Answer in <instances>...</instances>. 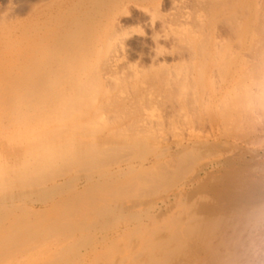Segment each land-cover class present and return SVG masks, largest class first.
<instances>
[{
  "label": "rangeland",
  "instance_id": "rangeland-1",
  "mask_svg": "<svg viewBox=\"0 0 264 264\" xmlns=\"http://www.w3.org/2000/svg\"><path fill=\"white\" fill-rule=\"evenodd\" d=\"M263 24L264 0H0V163H17L7 157L14 151L22 153L18 173H25L35 164L33 155L44 151L43 144L51 140L46 146L54 143L58 147L74 140L78 146L64 148L62 158L81 147L95 151L104 148V168L112 169L110 176L87 182L93 169L84 170L75 164L69 166V176L55 185L31 188L17 183L9 190L0 187V264H31L24 260L30 255L37 258L36 264H107L108 259L122 256L140 242L144 231L161 230L173 219L197 210L222 188L234 185L231 189H241L254 201L264 200V96L259 94L264 82L258 74L252 75L253 71L247 72L251 65L254 71L255 66L260 68V58L255 55L258 60L253 59L248 44L242 50L239 41L243 31L249 39L254 36L257 51H261ZM114 52L117 57L111 55ZM106 55L117 58L112 59L115 63ZM104 57L113 64L109 63L110 68ZM261 71L259 76H264V69ZM240 78L246 82L239 80L240 84ZM80 86L92 92L87 105H91L92 95L97 97L92 99L94 109L90 107L96 111L87 108L90 115L86 109L81 111L90 116L86 122L94 121L91 124L97 133L91 124L83 132L70 128L68 120L60 124L57 118ZM235 88L243 90L239 93ZM246 101L253 107L250 104L249 108ZM137 102L145 104L150 115L135 107ZM241 102L248 110L242 109ZM97 105L99 110L105 108L103 112ZM117 105L120 110H115ZM235 108L242 116L237 117L239 110ZM54 110L58 111L53 115ZM252 115L253 121L249 120ZM157 116H162V124ZM139 120L146 122L141 125ZM104 121L106 129L101 127ZM39 123L49 125L51 132L57 126L70 131L62 130L65 134L59 137V133L48 132L53 134L51 138L36 142L38 136H49L38 133L45 126ZM145 129L148 135L142 132ZM135 136L141 143L130 145ZM38 142L43 143L40 146ZM49 159L53 167L41 173L44 180L67 169L61 158ZM237 177L240 183L233 184ZM39 251L42 257L35 255ZM44 252L49 255H42Z\"/></svg>",
  "mask_w": 264,
  "mask_h": 264
},
{
  "label": "bare ground",
  "instance_id": "bare-ground-1",
  "mask_svg": "<svg viewBox=\"0 0 264 264\" xmlns=\"http://www.w3.org/2000/svg\"><path fill=\"white\" fill-rule=\"evenodd\" d=\"M246 25V24H245ZM243 29V28H242ZM241 29V30H242ZM260 30H261V33H263L264 34V24L262 25V27L260 28ZM251 32V31H250ZM240 33V32H239ZM238 33V34H239ZM260 33V34H261ZM254 37V36H253ZM253 37H251L250 39L249 38H247V37H245L244 35H243V31H241V33H240V39H239V41H240V45H241V49L242 50H244L243 48H245L244 46L246 45V44H248V46H249V49H250V51H252L253 53H251V54H253V56L255 57V58H253V59H257L258 60V58H260V60H259V62L261 63V64H259L260 66H258V67H260L259 69H260V71L261 70H263L264 69V46H263V49L262 48H260L259 47V49H261V51L259 52V51H257L258 49H257V42L253 39ZM264 37V36H263ZM246 48H248V47H246ZM247 52H248V50H247ZM110 53V52H109ZM115 54V52L112 54L111 53V55H113V56H115L114 55ZM258 57V58H256V56ZM113 56H107L106 55V57L109 59L110 58V60H111V62H112V59L114 58V60L115 59H117V58H115V57H117V56H115V57H113ZM106 57H104V59L106 58ZM107 58L104 60L105 61V64H106V62L108 61L107 60ZM119 58V57H118ZM107 60V61H106ZM250 60V59H249ZM257 60H256V62H257ZM103 61V60H102ZM116 61V60H115ZM244 61V63L245 62H247V60L245 61V60H243ZM243 61H242V65H243ZM254 62H255V60H253ZM103 63V62H102ZM110 63V61H108L107 62V65ZM112 63H115V62H112ZM112 63H110V64H112ZM117 63H119V60L117 61ZM253 63V62H252ZM105 64H103V65H105ZM110 64H109V68H110ZM249 64V63H248ZM257 64V63H256ZM107 65H105V66H107ZM113 65V64H112ZM111 65V66H112ZM117 65V64H116ZM240 65V64H239ZM258 65V64H257ZM244 66H245V64H244ZM244 66L242 67V68H244ZM252 66V67H251ZM250 67L252 68H250V70H247V72H249V73H251L252 71V75L253 74H256V76H257V74H258V77H259V79H261L262 80V83L264 82V79L262 78V77H264V76H259V69H257V67L255 66L254 68H256L255 69V71L253 70V65H251ZM249 67V66H248ZM238 69V68H237ZM249 69V68H248ZM246 70V69H245ZM244 71V70H243ZM255 72V73H254ZM262 72V71H261ZM260 72V73H261ZM135 73V72H134ZM136 73H137V75H139L138 74V72L136 71ZM135 73V74H136ZM238 73V72H237ZM244 73V72H243ZM134 74V75H135ZM248 74V73H247ZM247 74L246 73H244L243 74V76L245 75V77H247ZM251 74H249V75H251ZM137 75H135V77L137 76ZM248 75V76H249ZM240 76V75H239ZM255 76V82H256V80L258 79V77H256ZM134 77V79H136ZM241 77H242V74H241ZM244 77V78H245ZM139 78H140V76H139ZM138 77H137V80L139 79ZM251 78V77H250ZM133 79V80H134ZM247 79V78H246ZM246 79H244V80H246ZM252 79H253V77H252ZM237 80V79H236ZM239 80L241 81V78L240 79H238V82H239ZM140 81V80H139ZM247 81H248V79H247ZM249 81H251V80H249ZM254 81V80H253ZM238 82H236V84L238 83ZM242 82V81H241ZM244 82H246V81H243L242 83H244ZM240 83V82H239ZM241 84V83H240ZM238 85V84H237ZM243 85V84H242ZM242 85H240V86H242ZM245 85V84H244ZM243 85V86H244ZM263 85V84H262ZM242 86V87H243ZM80 87H82V88H80ZM80 87H78V89H77V91L75 92V90H73L75 93L73 94V96H72V98H70V100H71V102H67V100H66V103H68V105H66L65 103L63 104V105H65L64 107L62 106V110H60L61 108H60V106H61V104H60V106H59V104H58V106H59V109L58 110H60L61 112V116L59 115V114H56V112L58 111H55V113H54V111H51V112H53V115L54 114H56L57 116V118L58 119H61V121H59V123L60 124H63L64 123V121H66V120H68L67 121V123H68V126L70 127V128H72L73 130H80V129H83V128H85L86 129V127H88L89 126V124H91V122L92 123H94V121H87V122H89V123H87L86 122V119H88V117H90V116H87V114L89 113V115H90V110H91V112L92 111H96V110H92V109H94V108H92V107H94V105H92V103H94L93 102V100H95V99H97V97L94 99L93 97H94V95H92L93 97L91 98V100H90V102H92L91 103V105H90V103L87 105L86 103V100H87V97H91V93H90V91L88 90V87L87 88H85V86H80ZM235 87V86H234ZM237 87V86H236ZM264 88V87H263ZM263 88H260V89H263ZM73 89H75V88H73ZM235 89H238V88H235ZM235 89H233V93H234V90ZM239 90V89H238ZM243 90V89H242ZM242 90H239V93H240V91H242ZM244 90H246V89H244ZM72 91V90H71ZM72 91V92H73ZM248 90H246V92H247ZM261 91V90H260ZM71 92V93H72ZM89 92V93H88ZM237 92V91H236ZM235 92V93H236ZM262 92L264 93V89L262 90ZM232 93V94H233ZM238 93V92H237ZM236 93V94H237ZM242 93V92H241ZM259 93V92H258ZM257 93V94H258ZM263 93H259V94H262V96H264V94ZM88 94H90V96H88ZM121 94H124V93H121ZM258 94V95H259ZM234 95V94H233ZM238 95V94H237ZM234 96V99L236 98V97H238V96ZM96 96V95H95ZM123 96V95H122ZM158 96H160V95H158ZM244 96H246V94H244ZM249 96H250V94H249ZM249 96H247V98L249 97ZM251 96H253V95H251ZM250 96V97H251ZM119 98H120V96H118ZM124 97V96H123ZM122 97V98H123ZM128 97V96H127ZM230 97H232L231 95H229V100L231 99ZM243 97V96H242ZM249 97V98H250ZM89 98H88V100H89ZM130 98V97H129ZM193 98H195V97H193ZM246 98V97H245ZM252 99H253V97H251ZM93 99V100H92ZM100 98H98V100H99ZM114 99H116V98H114ZM113 99V100H114ZM131 99V98H130ZM201 99V98H200ZM211 99V98H210ZM238 99V98H237ZM242 99V98H241ZM87 100V101H88ZM107 100L108 99H106V102L105 103H107ZM111 100V99H110ZM126 100V99H125ZM129 100V99H128ZM128 100H126V101H128ZM132 100V99H131ZM134 100V99H133ZM144 100H145V98H144ZM144 100H142V101H144ZM245 100H247V99H245ZM96 101V100H95ZM105 101V100H104ZM103 101V102H104ZM141 101V102H142ZM195 101V100H194ZM227 101V100H226ZM240 101V100H239ZM244 101V100H243ZM248 101H250L251 102V100H249L248 99ZM248 101H246V103L248 102ZM98 102V101H97ZM102 102V103H103ZM131 102V101H130ZM129 102V103H130ZM134 102V101H133ZM139 102H140V100H139ZM139 102H137L136 104H134V103H132V104H134L135 105V107H137V108H140L141 110H144L143 112H145L146 110L145 109H148V108H146V107H144L145 106V104L144 105H142V103H144V102H142L141 104L139 103ZM147 102H149V101H147ZM181 102V101H180ZM230 101H227V103H229ZM238 101H236V103H237ZM253 102L255 103V102H257L256 100H254L253 99ZM261 102H263V100H261ZM96 103V102H95ZM101 103V105H103ZM104 103V104H105ZM121 103V105H122V103L123 102H120ZM127 103V102H126ZM235 103V102H234ZM240 103V102H239ZM246 103H245V105H246ZM69 104H71V105H69ZM114 104V103H113ZM118 104H119V101H118ZM124 104H125V102H124ZM179 104V103H178ZM181 104V103H180ZM225 104V103H224ZM231 104H233V102L231 103ZM241 104H242V102H241ZM241 104H239V105H241ZM251 103H249L248 102V106L250 105ZM253 104V103H252ZM252 104H251V107H253L252 106ZM259 104H260V102H259ZM100 105V104H99ZM106 105V104H105ZM111 105V104H110ZM116 105V104H115ZM130 104H128V106H129ZM229 105V104H228ZM242 105H244V104H242ZM242 106V109H243V107H245L246 109H247V107L246 106ZM261 105V104H260ZM260 105H259V107H260ZM263 105H264V102H263ZM55 106V105H54ZM92 106V107H91ZM96 106V105H95ZM98 106V105H97ZM118 106L119 105H117V109H115V110H120L119 108H118ZM180 106V105H179ZM182 106V105H181ZM235 106H236V104H235ZM255 106V105H254ZM90 107L92 108V109H90ZM101 107V106H100ZM102 107H104V106H102ZM112 108H113V106H111ZM111 107L109 108V109H111ZM116 107V106H115ZM121 108H122V106H120ZM230 107V106H229ZM229 107H228V109H229ZM258 106H256V107H254V108H257ZM258 107V108H259ZM262 107L263 106H261V110H262ZM56 108H58V107H56ZM87 108H89V109H87ZM96 108H98V111H102L103 112V110L105 109H103V110H99V106L98 107H96ZM126 108V107H125ZM129 108H131V106L129 107ZM128 108V109H129ZM136 108V109H137ZM180 108H182V107H179V109ZM233 108V107H232ZM237 108V107H236ZM234 109V110H239V108H240V106H239V108L238 109ZM249 108H250V106H249ZM53 109V108H52ZM84 109H86L87 111H89L88 113L87 112H85L84 114H82V112L81 111H83ZM106 109H108L107 108V106H106ZM132 109V108H131ZM131 109H130V112H131ZM183 109V108H182ZM114 110V109H113ZM123 110H126V109H123ZM122 110V111H123ZM230 110V109H229ZM248 110V109H247ZM251 110V109H250ZM110 111V110H109ZM128 111V110H127ZM149 111V110H148ZM148 111H146V113L148 112ZM227 111V110H226ZM225 111V112H226ZM232 111V110H231ZM230 111V112H231ZM244 111V110H243ZM242 111V112H243ZM255 111H258V109L256 110L255 109ZM49 113L50 115H52V113ZM81 112V113H80ZM84 112V111H83ZM118 112V111H117ZM116 112V113H117ZM132 112H134V111H132ZM136 112V111H135ZM138 112V111H137ZM141 112V111H140ZM234 112V111H233ZM232 112V113H233ZM236 112V111H235ZM253 112V114H256L255 112H254V110L252 111ZM260 112V111H259ZM261 112H263V111H261ZM260 112V113H261ZM95 113H98V112H95ZM100 113V112H99ZM146 113H143V115H145ZM228 113H229V111H228ZM237 113V112H236ZM241 112H240V110H239V113H237V117H238V114H240ZM247 113V112H246ZM250 114L249 115H251V112H249ZM102 115H103V113H101ZM105 114V113H104ZM131 114V113H130ZM136 114V113H135ZM141 114V113H140ZM139 114V115H140ZM148 114V113H147ZM244 114V113H243ZM248 114V113H247ZM52 115V116H53ZM93 115V114H92ZM100 115V114H99ZM101 115V116H102ZM118 115H120V112H119V114ZM125 115V114H124ZM142 115V114H141ZM149 115H150V111H149ZM153 114L151 113V116L150 117H152V118H154L153 116H152ZM233 115V114H232ZM248 115V116H249ZM59 116H60V118H59ZM94 116V115H93ZM121 116V115H120ZM234 116V115H233ZM241 116H242V113H241ZM253 116V115H252ZM51 117V116H50ZM55 117V118H56ZM94 117H96V116H94ZM99 117V116H98ZM103 117H105V116H103ZM117 117V116H116ZM122 117L123 116H121V118L120 119H122ZM131 117V116H130ZM140 117V116H139ZM146 117V116H145ZM148 117L149 116H147V119H148ZM156 117V116H155ZM162 116H157V118L158 119H160ZM234 117H236V116H234ZM246 117V116H245ZM54 117H53V119L52 120H54L55 119ZM101 118V117H100ZM125 118H127V116H125ZM137 118V117H136ZM143 118V117H142ZM141 118V119H142ZM165 118V117H164ZM230 118H231V121H232V116L230 115ZM249 118V117H248ZM248 118H245V120L246 119H248ZM254 118V116L253 117H251V119H249V120H252ZM57 119V120H58ZM103 119V118H102ZM129 119V118H128ZM139 119V118H138ZM151 119V118H150ZM156 119V118H155ZM224 119V118H223ZM233 119H235L234 120V124H236L235 123V121H236V118H233ZM242 119H244V118H242ZM44 120H46V119H44ZM47 120H48V118H47ZM50 120L51 119H49V121L47 122L48 124H49V122H50ZM92 120H94V119H92ZM100 121H102L101 119H99ZM105 120V119H104ZM118 120V119H117ZM131 120V119H130ZM135 120H137V119H135ZM145 120V119H144ZM143 120V122H146V121H144ZM157 120V119H156ZM156 120H154L155 122H156ZM161 120V123L160 124H162V118L160 119ZM119 121V120H118ZM121 121V120H120ZM127 121V120H126ZM140 121V120H139ZM149 121H151V120H148V122ZM153 121V122H154ZM158 121V120H157ZM164 121H165V119H164ZM253 121V120H252ZM252 121H249V122H247L248 124L249 123H251ZM45 122V121H44ZM53 123H54V121H52ZM51 122V123H52ZM57 122V121H56ZM96 122V121H95ZM129 122V121H128ZM127 122V123H128ZM133 122V121H132ZM143 122H142V124H141V121L139 122L141 125H143ZM153 122H151L150 124L151 125H153ZM154 122V123H155ZM168 122H170L169 120H168ZM238 122V121H237ZM240 122H242V121H240ZM239 122V123H240ZM58 123V124H59ZM66 123V124H67ZM102 123H104L103 125H101V127L102 126H105L106 124L105 123H107V122H102ZM164 123V122H163ZM227 123V122H226ZM231 123H233V122H230V124ZM246 123V122H245ZM247 123H246V125H247ZM30 124H32V123H30ZM40 124V123H39ZM65 124V123H64ZM98 124V123H97ZM129 124V123H128ZM127 124V125H128ZM136 124V123H135ZM144 124H146V123H144ZM169 124H171V123H169ZM241 124V123H240ZM34 125V124H33ZM41 126L42 125H45V124H40ZM148 125H149V123H148ZM147 125V126H148ZM159 125V124H158ZM228 125V124H227ZM250 125V124H249ZM47 126H49V125H45V126H42V128H40L38 131H32L33 132V134H35L36 132H38V133H41V132H43L45 135H47V134H49V133H59V135H58V137L59 136H61V135H63L62 133H64V131H67V132H69L68 130H67V128H66V130H64V129H62V130H64V131H62L61 129H58L59 127H61V126H57L55 129H54V127L52 128V129H54V131L53 132H51V128L50 127H47ZM91 126H92V124H91ZM90 126V127H91ZM108 126V125H107ZM124 126V125H123ZM129 126V125H128ZM137 126H139V124L138 125H135V129H136V127ZM145 126V125H144ZM146 126V127H147ZM154 126V125H153ZM153 126H152V128H153ZM162 127H164L163 125H161ZM240 126V125H239ZM248 126V125H247ZM67 127V126H66ZM90 127H89V131H90ZM98 127V126H97ZM96 127V129H98ZM99 127H100V124H99ZM127 127V126H126ZM131 127V126H130ZM157 127V126H156ZM156 127H155V131H156ZM162 127L160 128V130L162 129ZM224 127H225V125H224ZM232 127H233V125H232ZM29 128V127H28ZM62 128H63V126H62ZM65 128V127H64ZM69 128V129H70ZM94 128V126H92V128H91V130ZM145 128V127H144ZM143 128V129H144ZM148 128H149V126L147 127V130H148ZM151 128V127H150ZM102 129V128H101ZM104 129V128H103ZM105 129H106V126H105ZM105 129H104V131H105ZM125 129V128H124ZM133 129H134V127H133ZM135 129H134V132H135ZM142 129V128H141ZM154 129V128H153ZM158 130L157 131H160L159 130V126H158V128H157ZM225 129V128H224ZM228 129V128H227ZM227 129H225V131H229V129L227 130ZM22 130V129H21ZM20 130V131H21ZM29 130V129H28ZM31 130V129H30ZM60 131V132H57V131ZM94 130H95V128H94ZM130 131H132V129H129ZM146 130V129H145ZM145 130H143L142 132H144V134H147L148 135V132H147V130H146V132L147 133H145ZM149 130H152V129H149ZM200 130V129H199ZM237 130V129H236ZM85 130L83 129V132H84ZM100 131V130H99ZM103 130H102V133L104 132ZM138 131H139V129H138ZM156 131V132H157ZM196 130H191V133H194ZM22 132V131H21ZM28 132H30V131H28ZM49 132V133H48ZM66 132V133H67ZM88 132V131H87ZM86 132V133H87ZM94 132H98V131H94ZM140 132V131H139ZM149 132H151V131H149ZM153 132H154V130L152 131V135H153ZM230 132H232V130L230 131ZM60 133H61V135H60ZM233 133H235V129H234V132ZM22 134H24L23 132H22ZM26 134V133H25ZM32 134V135H33ZM56 134V135H57ZM65 134V133H64ZM88 134V133H87ZM91 134V133H90ZM101 134V133H100ZM112 134V133H111ZM135 134H136V132H135ZM155 134V133H154ZM202 134V133H201ZM18 135H21V134H19L18 133ZM27 135V134H26ZM29 135V134H28ZM53 136V134H49V136H43V137H36L35 139H37L36 140V142L39 140L38 138H41V140H45V137H46V139L48 138H51L52 136ZM86 135V134H85ZM140 135H141V133H140ZM151 135V134H150ZM203 135V134H202ZM91 136V135H90ZM92 136H94V134L92 135ZM98 136V135H97ZM136 136H137V134H136ZM135 136V137H136ZM141 136H144V135H141ZM198 136V135H197ZM20 138L22 137V136H19ZM26 137V136H25ZM24 137V138H25ZM65 137V136H64ZM87 137H88V135H87ZM139 138H140V136H138ZM201 137V136H200ZM200 137H198V138H200ZM29 138H32V136H30ZM28 138V139H29ZM63 138V137H62ZM84 138H85V136H84ZM91 138V137H90ZM142 138V137H141ZM144 139V138H143ZM194 139V138H193ZM204 139V138H203ZM40 140V141H41ZM92 140V139H91ZM12 141H14V140H12ZM60 141V140H59ZM196 141V140H195ZM195 141H194V143H195ZM10 142V141H9ZM31 142V141H30ZM46 142V140L44 141V143ZM76 141H74V140H72V141H70V142H66V144H64V145H60V146H54L53 144L54 143H52L51 145H48V146H46L47 145V143H51V140H49V142H47V143H45L46 145H44L43 144V146H44V149H42V150H44V151H42V153H40V152H38V154H35V155H33V157L35 158V164L30 168V169H28L29 171H26L25 173H18V170H19V167H20V165H21V163H19L21 160H22V158H21V154L22 153H16V151H14L12 154H10L8 157H7V160L8 161H10L11 159H14L17 163H0V187H2L3 188V190H9V189H11V188H14V187H16V184L18 183V185H19V187H23V185L24 186H28V187H31V188H36V187H42V186H45V185H48L49 183H51V184H53V185H55L56 183H58L59 181H61V180H63V179H65L67 176H69V174H70V172H69V170H68V168H69V166H72V167H74V165L76 164V165H78V166H80L81 168H84V170L86 169V170H92V171H94L93 173H91L87 178H86V181L87 182H93L94 180H95V178H97V177H99V179L100 178H105V177H107V176H110L111 174H112V169H107V168H104L105 166L103 165L104 163H106L105 162V159L107 158V157H105L104 158V155H105V152H106V149H104V148H101V149H98V150H93V148H91L92 150H87V149H83L82 147V149L81 148H77V150L75 151V152H73V154L71 155V156H69V157H66V158H62V153H63V151H65L66 149H70L71 147H73V146H78V145H76L77 143H75ZM98 142H99V140H98ZM189 142H190V140H189ZM198 142H201V141H198ZM2 143V142H1ZM4 143V142H3ZM14 143H16L15 141H14ZM29 143V142H28ZM38 143H40V142H38ZM43 143V142H42ZM42 143H40V146L42 145ZM132 144H130V145H137V144H140L141 143V141L139 140V139H137V137L131 142ZM187 143V142H186ZM5 144V143H4ZM17 144V143H16ZM15 144V145H16ZM37 144V143H36ZM94 144V143H93ZM92 144V145H93ZM101 144V143H100ZM180 144H181V142H180ZM179 144V145H180ZM196 144H198V143H196ZM6 145V144H5ZM83 145H85V144H83ZM82 145V146H83ZM104 145V144H103ZM176 145H178V144H176ZM11 146H13V144L11 145ZM38 148H40L39 146H38V144L36 145ZM46 146V147H45ZM63 146H65V147H63ZM89 146H90V144H89ZM101 146V145H100ZM105 146H106V144H105ZM110 145H108V147H109ZM184 146V145H183ZM87 147V146H86ZM93 147H95V146H93ZM135 147V146H134ZM64 148H66V149H64ZM181 148H182V146H181ZM111 149V148H110ZM23 150V149H22ZM21 150V151H22ZM26 151V150H25ZM94 151V152H93ZM168 151V150H167ZM170 151V150H169ZM10 152V151H9ZM28 152V151H27ZM108 152H110V151H108ZM163 152V151H162ZM161 152V153H162ZM165 152V151H164ZM163 152V153H164ZM32 152H30V154H31ZM36 153H37V151H36ZM163 153H162V156H163ZM4 154V153H3ZM30 154L28 155V153H25V154H23L24 156L25 155H28V156H30ZM111 154V153H110ZM69 155V154H68ZM12 158H11V157ZM65 156V155H64ZM106 156V155H105ZM107 156H108V154H107ZM1 157V156H0ZM10 157V158H9ZM52 157H53V159H62V161H60V162H62L64 165H65V171L64 172H61V173H55V175H53L50 179H46V180H44V178H42L41 177V173H44L45 171H46V168H49V169H51V167H53V164L52 165H50L49 163H51V162H53L52 160L50 161V159L49 158H51L52 159ZM56 157V158H55ZM165 157V156H164ZM163 157V158H164ZM24 159V158H23ZM165 159V158H164ZM1 161V160H0ZM50 161V162H49ZM64 161V162H63ZM55 162V161H54ZM75 165V166H76ZM165 165H166V163H165ZM168 165V164H167ZM130 166V165H129ZM162 166V165H161ZM60 167V166H59ZM168 167V166H167ZM77 168V167H76ZM62 169V168H61ZM127 169V168H126ZM129 169V168H128ZM122 169H121V167L119 166L118 167V171H121ZM146 172H148V171H146ZM230 173L231 172H233V171H229ZM241 171H239V173H240ZM244 173H246L245 171H243ZM242 172V173H243ZM234 173V172H233ZM238 173V174H239ZM243 173V174H244ZM249 174V173H248ZM226 175H227V173H226ZM225 175V176H226ZM240 175V174H239ZM136 176V175H135ZM138 176V175H137ZM234 176V175H233ZM232 175H231V177H233ZM238 176V175H237ZM244 176V175H243ZM28 177V178H27ZM134 176H132V178H133ZM250 177L251 176H249V178H248V180H250ZM31 178V180H28V179H30ZM32 178L34 179V180H32ZM132 178H130V179H132ZM223 178V177H222ZM228 178H230L229 176H228ZM228 178H226V179H228ZM238 179H236V181L234 182L233 181V184L234 183H240L239 181H237V180H239V177H237ZM98 179V178H97ZM219 179V178H218ZM245 180H246V176H245V178H244ZM244 179H240V180H243V182H245V180ZM140 180V179H139ZM152 180V179H151ZM252 180H254V178L252 179ZM215 181H217V180H215ZM225 181V180H224ZM230 181H231V179H230ZM230 181H228V183L230 182ZM247 181V180H246ZM141 182H143V181H141ZM193 182H194V180H193ZM220 182H221V180H220ZM223 182V181H222ZM221 182V183H222ZM227 182V181H226ZM232 182V181H231ZM254 182H255V180H254ZM131 183V182H130ZM135 183V182H134ZM140 183V182H139ZM191 183V182H190ZM211 183V182H210ZM213 183V182H212ZM212 183H211V185H212ZM224 183V182H223ZM237 183V184H238ZM251 183V182H250ZM250 183H247V185L248 184H250ZM256 183H257V181H256ZM255 183V184H256ZM127 184L129 185V183L127 182ZM137 184V183H136ZM192 184V183H191ZM215 184H216V182H215ZM220 184V183H219ZM259 184H260V182H259ZM262 184V183H261ZM260 184V185H261ZM134 185V184H133ZM132 185V186H133ZM214 185V184H213ZM223 185V184H222ZM227 185V184H226ZM229 185V184H228ZM241 185H242V182H241ZM240 185V186H241ZM245 185V184H244ZM247 185H245V186H247ZM252 185H254V184H252ZM257 185V184H256ZM263 185H264V183H263ZM225 186V185H224ZM232 186H234V185H231V187ZM236 186V185H235ZM249 186V185H248ZM250 186H251V184H250ZM255 186V185H254ZM185 187V186H184ZM231 187L229 188L228 186L227 187H225V189L223 190V188L221 189V190H218V191H215V193H212V197H211V199H209L207 202H203V204L201 205V206H198V209L197 210H190L186 215L184 214L181 218H175V219H171L172 221H170V222H168L167 224H165V222H164V224L165 225H163V226H161V230H157V229H151V230H146V232L144 231V238H142V240H140V242H139V240H138V243H136V244H134V243H132V244H134L130 249L131 250H128L127 252H126V250L124 251V253H123V255L122 256H116V258H110V259H108V261H107V264H264V200H259L258 199V201H254L253 200V198L252 197H250V196H247L246 194H244L243 192H242V190L241 189H236V188H232L231 189ZM244 187V186H243ZM261 187H263V186H261ZM246 188V187H245ZM250 188V187H249ZM252 188H253V186H252ZM256 188V187H255ZM135 189V188H134ZM214 189V188H213ZM212 189V190H213ZM218 189H220V188H218ZM242 189H244V188H242ZM248 189V188H247ZM251 189V188H250ZM262 189V188H261ZM131 190H133V189H131ZM205 190V189H204ZM204 190H202V191H204ZM210 190V189H209ZM233 190V191H232ZM245 190V189H244ZM260 190V189H259ZM259 190H257V192L259 191ZM214 191V190H213ZM263 190H261L260 192H262ZM177 192H178V190H177ZM207 192V191H206ZM245 192V191H244ZM202 193V192H201ZM201 193H198V194H196L197 196L198 195H200ZM246 193L248 194V192L246 191ZM255 194H256V192H254ZM206 194V193H205ZM251 194V193H250ZM258 194V193H257ZM262 193H260V195H261ZM177 195V194H176ZM259 195V196H260ZM178 196H179V194H178ZM196 196V197H197ZM253 197H254V195H252ZM258 196V197H259ZM181 197V196H180ZM194 197H195V195H194ZM199 197V196H198ZM209 197V198H210ZM175 198H178V197H175ZM199 198H202V197H199ZM198 198V199H199ZM254 198H257L256 196L254 197ZM167 199H168V197H167ZM178 199H180V198H178ZM197 199V198H196ZM205 199V198H204ZM262 199V198H261ZM181 200V199H180ZM188 200V199H187ZM203 200V199H202ZM257 200V199H256ZM164 201V200H163ZM177 201V200H176ZM179 201V200H178ZM198 201V200H197ZM199 201L201 202V199H199ZM181 202V201H180ZM191 203V202H190ZM163 204V203H162ZM181 204V203H180ZM182 205V204H181ZM180 205V208L182 207ZM190 205V204H189ZM151 207V206H150ZM153 207H155V206H153ZM179 207V206H178ZM187 208V207H186ZM191 208H193L194 209V207H191ZM178 209V208H177ZM149 210V209H148ZM151 210V209H150ZM154 210V209H153ZM183 210H185V208H183ZM182 210V211H183ZM148 212V211H147ZM171 212V211H170ZM184 212V211H183ZM148 214V213H147ZM150 214V213H149ZM160 214H163V213H160ZM178 214V213H177ZM77 215V214H76ZM171 215H173V214H171ZM176 215V214H175ZM181 216V215H180ZM148 218H149V216H147ZM147 217H146V219H147ZM159 217V216H158ZM163 218V217H162ZM169 219V218H168ZM148 220V219H147ZM170 220V219H169ZM138 220H136V222H137ZM167 221V220H166ZM140 222H142V221H140ZM139 222V223H140ZM139 223H137L138 225H139ZM152 223H153V221H152ZM160 223V222H159ZM162 223V222H161ZM128 224V223H127ZM135 224V223H134ZM129 225V224H128ZM141 225V224H140ZM150 225V224H149ZM148 225V226H149ZM127 226V225H126ZM159 226V225H158ZM143 227V226H142ZM128 229H129V227H128ZM130 230H131V228H130ZM139 230H140V228H139ZM126 231V230H125ZM131 232V231H130ZM137 232H139L138 230H137ZM142 232V231H141ZM117 233V232H116ZM115 233V234H116ZM123 234H124V232H123ZM127 234H129V231L127 232ZM142 234V233H141ZM116 235H118V233L116 234ZM115 235V236H116ZM132 235H133V232H132ZM135 235V234H134ZM113 236V235H112ZM127 236V235H126ZM130 236H131V234H130ZM136 237V236H135ZM143 237V236H142ZM123 239H124V237H122ZM132 238V237H131ZM109 239V237H107V238H105V240H108ZM138 238H136L135 240H137ZM128 240H129V238H128ZM134 240V239H133ZM132 240V241H133ZM127 243H128V241H127ZM121 244V243H120ZM129 244H131V243H129ZM133 248V249H132ZM42 253L41 251H39V252H37L35 255L36 256H38V255H40V254ZM49 255V253L48 252H44L42 255ZM112 255V254H111ZM117 255V254H116ZM35 256V257H36ZM41 256V255H40ZM15 257H16V255H15ZM42 257V256H41ZM111 257H113V256H111ZM118 257V258H117ZM40 258V257H39ZM84 259H85V257H83ZM24 260H26V262H27V260H29L28 262L29 263H31V264H36L37 263V258H34L33 257V255H30V256H28V257H26ZM43 260V259H42ZM107 260V259H106ZM15 262V261H14ZM39 262V261H38ZM19 263V262H18ZM98 264V263H97Z\"/></svg>",
  "mask_w": 264,
  "mask_h": 264
}]
</instances>
